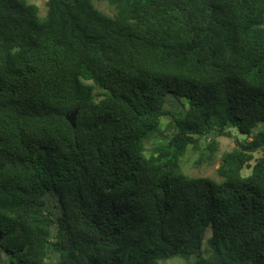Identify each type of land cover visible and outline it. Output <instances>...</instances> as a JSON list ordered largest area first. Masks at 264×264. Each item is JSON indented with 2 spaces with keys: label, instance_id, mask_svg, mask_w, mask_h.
I'll return each mask as SVG.
<instances>
[{
  "label": "trees",
  "instance_id": "trees-1",
  "mask_svg": "<svg viewBox=\"0 0 264 264\" xmlns=\"http://www.w3.org/2000/svg\"><path fill=\"white\" fill-rule=\"evenodd\" d=\"M96 1L0 0V264H264V0Z\"/></svg>",
  "mask_w": 264,
  "mask_h": 264
},
{
  "label": "rangeland",
  "instance_id": "rangeland-1",
  "mask_svg": "<svg viewBox=\"0 0 264 264\" xmlns=\"http://www.w3.org/2000/svg\"><path fill=\"white\" fill-rule=\"evenodd\" d=\"M48 0H31V2L37 5L40 8L41 15L44 16L47 11V4ZM96 5L98 9L106 15H111L112 11L108 5L107 0H98L96 1ZM174 102L179 105V103L174 100ZM166 124L169 123L168 120L165 121ZM232 136H221L217 138V142L219 144V152L216 155V162L215 164L209 165L207 163L200 162V153H195L190 151L188 155L185 157L183 162V170L187 174L192 176H203V177H213L216 178V171L220 166V162L224 154L231 152L236 147V140L234 136L236 135L235 132L232 133ZM158 141V138L155 137L150 141L149 147H152L154 143ZM208 142H203V148L207 146ZM194 259H191L193 262ZM187 261L181 258H174L169 259L166 261L161 262L160 264H186Z\"/></svg>",
  "mask_w": 264,
  "mask_h": 264
},
{
  "label": "water",
  "instance_id": "water-1",
  "mask_svg": "<svg viewBox=\"0 0 264 264\" xmlns=\"http://www.w3.org/2000/svg\"><path fill=\"white\" fill-rule=\"evenodd\" d=\"M77 114H78V109L74 110L73 112H71L68 116H67V120L68 122L73 126V128L76 127V118H77ZM230 131L237 133V128H231ZM247 136L246 135H242L239 134V139H246Z\"/></svg>",
  "mask_w": 264,
  "mask_h": 264
}]
</instances>
